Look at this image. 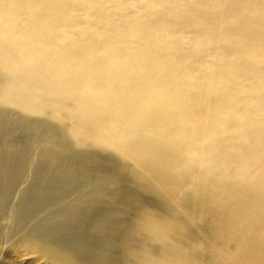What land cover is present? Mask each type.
<instances>
[{
	"label": "bare ground",
	"instance_id": "bare-ground-1",
	"mask_svg": "<svg viewBox=\"0 0 264 264\" xmlns=\"http://www.w3.org/2000/svg\"><path fill=\"white\" fill-rule=\"evenodd\" d=\"M0 263L264 264V0H0Z\"/></svg>",
	"mask_w": 264,
	"mask_h": 264
},
{
	"label": "rangeland",
	"instance_id": "rangeland-1",
	"mask_svg": "<svg viewBox=\"0 0 264 264\" xmlns=\"http://www.w3.org/2000/svg\"><path fill=\"white\" fill-rule=\"evenodd\" d=\"M0 264H3V263H0Z\"/></svg>",
	"mask_w": 264,
	"mask_h": 264
}]
</instances>
